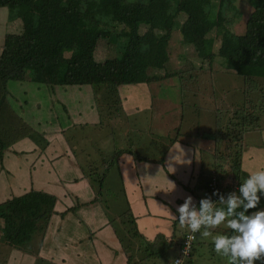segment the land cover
Returning a JSON list of instances; mask_svg holds the SVG:
<instances>
[{
    "label": "trees",
    "instance_id": "1",
    "mask_svg": "<svg viewBox=\"0 0 264 264\" xmlns=\"http://www.w3.org/2000/svg\"><path fill=\"white\" fill-rule=\"evenodd\" d=\"M234 1L0 0V8H9L10 21L18 23L22 20L16 24L19 28L13 29L15 32L5 33L1 45L0 159H3L6 150L24 137L31 138L42 148L49 142L44 131L34 130L28 121L14 111L8 100L10 93L7 84L10 80H31L52 88L76 86L77 89H68L71 92L69 98H72L70 100L76 104L75 111L80 114L85 113L82 105L85 94L81 88L92 85L95 93L87 106L99 113L97 99L101 97L102 90L116 94L119 86L151 84L172 75L167 72L164 75H151L149 71L166 68L170 40L176 29L181 34L182 42L193 46L202 59L211 62L217 56L221 57L239 75L257 78L264 86V0H254V16L246 21V30L242 34L235 33L229 26L233 20L229 18L228 11L233 8L236 15H240ZM181 15L185 16L183 22L179 20ZM142 25L146 26L144 32H141ZM214 29L223 30L217 53L213 52V42L208 38V34ZM100 40L113 41L116 52L114 58L104 62L96 60L95 52ZM67 52L68 56H65ZM76 94L82 98H76ZM255 117L252 115L247 118L246 114L243 117H231V122L228 120L226 127L237 134V140L241 138L242 141L245 126H251ZM234 118L240 120L237 122ZM222 128L225 129L220 126L219 121L218 130ZM209 137L215 143L214 160L209 168L210 179H204L202 167L198 185H187L186 188L194 194L204 190L214 201L215 196H211L209 182L216 177L219 186L225 190L227 186L222 183L231 175L228 171L230 161L224 162L226 155L220 152V138L213 132ZM241 141L235 146L237 155L233 177L236 184H231L235 187L249 174L243 170L239 161L243 152ZM230 150L231 144L227 148V151ZM126 151L139 160H150L131 148L118 150L114 159ZM151 160L154 161L155 158ZM159 162L164 164V157ZM98 181L100 194L103 182L101 179ZM200 199L198 197V202ZM55 202L54 195L32 189L0 203V222L4 225L0 239L23 252L31 253L40 248L54 213ZM262 207L264 198L257 206ZM127 212H130L126 214L130 227L127 233L134 239L133 244L136 243V238L139 244L138 248L135 245L133 249L142 251L145 258L168 254L173 240L163 238L162 234L155 242L147 240L138 231L131 209ZM188 231L183 234V238ZM121 233L122 231L121 238H125ZM196 239L197 233L184 264L193 256ZM128 244L131 245V242ZM181 248L182 243L179 246ZM0 264H7V261H0Z\"/></svg>",
    "mask_w": 264,
    "mask_h": 264
},
{
    "label": "rangeland",
    "instance_id": "2",
    "mask_svg": "<svg viewBox=\"0 0 264 264\" xmlns=\"http://www.w3.org/2000/svg\"><path fill=\"white\" fill-rule=\"evenodd\" d=\"M234 5L240 15L237 16L236 11L231 8L228 11V16L233 22L229 26L235 33L242 34L246 30V21L254 16L256 1L235 0ZM179 20L183 22L185 16L181 15ZM21 22L20 19L18 23ZM18 23L9 20L8 7L0 8V52L5 33L15 32L13 29L19 28L16 25ZM145 30L146 26L142 25L141 32ZM222 31L214 29L208 34V38L213 42L214 53H217L220 47ZM181 39V34L176 29L170 40L166 68L149 71L151 75H164L167 72L172 74L171 76L151 82V84L122 85L121 90L126 87L129 90L128 95L124 94L125 105H123L122 99L120 101L119 90L116 94L114 92L107 93L105 90L100 92L101 97L97 99L102 120L100 124L82 126L80 123H74L78 122L75 119L80 116H77L76 104L70 100L72 99L69 98L71 92L68 89H77L76 86L67 87L65 85L52 88L31 80H10L7 84L10 93L8 100L11 106L16 113L31 123L34 130L43 131V128L55 130L54 127L58 126L66 128V139L77 151L80 166L87 167L88 172L92 173L91 176L94 179L92 183L94 182L96 192L99 189L98 180L101 179L103 182L100 203L109 210L111 215H119L124 219V223L121 221L117 225L120 226L126 243H130L134 239L131 234L129 236L127 233L130 227H128L127 218L123 215L129 207L120 171L116 163H112L111 160L115 149L123 146L133 147L142 154L156 157L165 152L172 136L178 135L184 141L201 148L207 141V138H201V136L213 132L220 138V152L226 155L224 162L229 163L230 161L228 171L231 175L222 183L223 186H227L225 190L222 189V194L226 195L227 191L237 190V187L231 184L235 183L233 177L234 160L237 155L235 146L238 141H241V138L237 140V134L227 129L226 122L228 120L231 122V117H243V114H246L247 118L255 115V122L251 126H245L244 140H242L243 152L239 161H241L242 168L248 173L264 169L263 83L257 78H245L239 75L221 57L217 56L211 62L202 59L197 55L193 46L184 44ZM109 41L100 40L98 42L95 52L97 61L104 62L115 57L114 43ZM65 56H68V52ZM81 89L85 94L82 105L86 109L88 101L91 103V99H93L95 88L92 85L91 87L84 85ZM75 97L82 98L79 94H76ZM152 97L155 101L150 109ZM125 110L128 114L124 113ZM160 117L161 121H159ZM136 118H139L142 127L134 128L133 122ZM79 119L92 123L85 115ZM219 121L220 126H224V130L223 128L218 130ZM69 125L70 127H68ZM230 144L231 150L227 151ZM210 147L208 151L204 152L206 165L203 169V177L207 181L210 179L209 168L214 160L212 152L215 149V146H212L211 149ZM246 149L247 152H245ZM187 175L189 177L188 173ZM3 226H0V234ZM211 232L214 233V231ZM197 238L199 255H205L204 258H200L202 262L199 264H214V262L218 264L220 260L219 264H225L224 257L214 251L209 239L200 237L199 233H197ZM14 250L18 249L0 239V261H7L8 264L10 260V264H13ZM141 254L143 252L139 253V255ZM177 255V249L172 248L164 259H175ZM36 259L35 264H54L50 261Z\"/></svg>",
    "mask_w": 264,
    "mask_h": 264
},
{
    "label": "crops",
    "instance_id": "3",
    "mask_svg": "<svg viewBox=\"0 0 264 264\" xmlns=\"http://www.w3.org/2000/svg\"><path fill=\"white\" fill-rule=\"evenodd\" d=\"M137 85L139 84L135 86ZM127 88L123 90L121 86L118 88L123 105L126 102L124 94L128 95L129 92ZM153 99L154 97L151 98L150 109L154 105ZM77 113L80 117L88 116L92 123L77 117L75 120L78 122H74L75 124L80 123L83 126L100 124L102 121L101 113L93 111L87 105L84 114H80L79 111ZM124 113L128 114L126 110ZM102 115L104 116V113ZM133 123L134 128L142 127L139 118ZM54 128L55 130L43 128L49 139L45 147L42 148L31 138L24 137L6 150L3 159H0V203L14 196H21L32 189L56 197L54 213L40 248L31 253L14 250L13 264H35L36 258L54 264H174V259H164L165 255L145 258L144 253L139 255L142 251L133 249L135 245L139 247L138 242L133 244L130 241V245L126 243V238H121L122 230L117 223L121 221L124 223V219L119 215H111L100 203L99 189L96 192L94 182L92 183L94 180L92 173L88 172L87 167L80 166L77 151L66 139V128L59 126ZM210 133L201 136L207 138L201 148L184 141L178 135L172 136L171 142L161 155L153 157L140 153L150 160H139L127 151L114 159L120 149L131 148L138 151L133 147L123 146L112 153L111 160L114 159V164L116 163L120 171L128 209H131L138 231L147 240L155 242L162 234L163 238L173 240L172 248L179 252L183 234L188 229L186 226L181 227L179 222L173 219V215H177L176 207L183 203L186 196L191 195L193 202L197 204L198 197H205L204 190L194 194L186 186L194 187L199 183L200 170L206 165L204 152L208 151L209 146H215L209 137ZM162 157L165 159L164 164L159 162ZM151 158L155 160L152 161ZM243 170L247 172L244 168ZM127 210L123 215L129 220L126 216L130 212ZM0 223L2 226L3 222ZM211 231H214L212 235H216L228 230L224 225H220ZM121 234L124 236L123 232ZM207 239L211 242V237ZM198 249L196 242L193 256L186 264L202 262L200 258H204L205 255L200 256ZM223 261L226 264L225 258ZM255 264H264V258Z\"/></svg>",
    "mask_w": 264,
    "mask_h": 264
},
{
    "label": "clouds",
    "instance_id": "4",
    "mask_svg": "<svg viewBox=\"0 0 264 264\" xmlns=\"http://www.w3.org/2000/svg\"><path fill=\"white\" fill-rule=\"evenodd\" d=\"M237 188L227 196L214 189L211 196H218V200L205 196L198 204L188 195L176 207L173 219L192 234L211 237L214 251L226 264H255L264 258V208H257L264 198V169L249 173ZM220 225L228 231L212 235L211 230ZM179 254L180 249L175 259Z\"/></svg>",
    "mask_w": 264,
    "mask_h": 264
},
{
    "label": "built area",
    "instance_id": "5",
    "mask_svg": "<svg viewBox=\"0 0 264 264\" xmlns=\"http://www.w3.org/2000/svg\"><path fill=\"white\" fill-rule=\"evenodd\" d=\"M211 192H213L214 189L218 190L219 193L222 194L221 189L218 187L217 184V178L214 177L212 182L210 183ZM219 197L215 196V200H218ZM196 237V234L190 233V231L186 234L185 238L182 240V248L180 249V255L175 259V264H184V259L186 256H189L192 243L194 242Z\"/></svg>",
    "mask_w": 264,
    "mask_h": 264
}]
</instances>
